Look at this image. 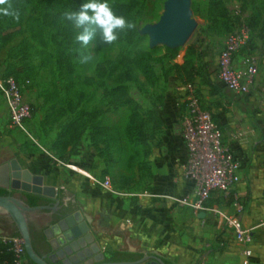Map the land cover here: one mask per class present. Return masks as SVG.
<instances>
[{"label": "crops", "instance_id": "obj_1", "mask_svg": "<svg viewBox=\"0 0 264 264\" xmlns=\"http://www.w3.org/2000/svg\"><path fill=\"white\" fill-rule=\"evenodd\" d=\"M223 41L224 35H217ZM238 52L235 61L242 60ZM205 55V52H203ZM262 57V56H261ZM251 91L229 89L207 58L193 72L175 68L173 78L156 85L155 103L162 120L146 143V151L128 168V184L114 185L129 194L119 195L95 184L89 175L105 176L107 164L93 149L80 144L63 165L42 150L26 154L17 129H12L9 109L0 93V164L16 158L33 173L43 174L56 187L61 204L80 209L92 221L96 242L111 258L118 253L132 259L157 252L172 264H246L244 248L253 249L248 264H264V59ZM184 56L173 64H183ZM217 66V67H216ZM198 95L223 131L224 142L242 163V181L227 192H213L205 213L196 214L172 196L190 193L192 178L185 175L187 150L182 119L188 97ZM55 153V152H54ZM56 154V153H55ZM57 155V154H56ZM146 192L155 193L154 196ZM238 216L250 230L251 241H237L227 217ZM4 230H0L2 234ZM39 250V249H38ZM39 251H46L41 249Z\"/></svg>", "mask_w": 264, "mask_h": 264}, {"label": "rangeland", "instance_id": "obj_2", "mask_svg": "<svg viewBox=\"0 0 264 264\" xmlns=\"http://www.w3.org/2000/svg\"><path fill=\"white\" fill-rule=\"evenodd\" d=\"M165 1L146 0L137 14L129 13L127 21L135 17V27L142 35L140 39L136 40L129 29H125L121 42L92 41L84 48L69 43L60 33L67 26L64 14H61L62 7L49 0H25L19 16L20 30L0 51V72L30 79L25 99L32 105L34 113L27 122V129L18 130L23 152L30 154L45 148L56 153L53 147L59 132L81 110L79 121L73 124L65 139L59 141L60 148L73 145L74 152L81 143L85 144L105 160L106 172L115 183L128 184L131 179L126 170L128 158L138 152L139 159L143 145H134L126 137L132 105L122 102L129 96L141 110L148 112L155 103L158 81L173 78L175 73L171 49L176 47L165 43L152 44L149 33L143 32L145 25L159 20ZM208 1L191 0L192 16L197 25L186 43L177 46L178 56L192 60L191 72L206 57L214 73V60L218 59L223 47V41L207 28L210 23L207 19ZM224 3L235 27L248 25L251 30L249 45L241 55L253 52L264 59V0H224ZM39 32H42V39L38 38ZM141 48H152L157 56L152 61L158 78L154 83L135 68ZM42 50L45 53H41ZM75 52L79 53L77 57ZM82 53L90 54L93 59L81 63ZM128 66L137 72L136 80L121 79ZM94 131L97 141L93 140ZM0 230H4L1 224Z\"/></svg>", "mask_w": 264, "mask_h": 264}, {"label": "built area", "instance_id": "obj_3", "mask_svg": "<svg viewBox=\"0 0 264 264\" xmlns=\"http://www.w3.org/2000/svg\"><path fill=\"white\" fill-rule=\"evenodd\" d=\"M251 30L248 25L234 27L226 34L224 45L219 52L217 65L220 80L232 91L246 94L256 80L260 56L251 52L242 56L240 63L235 61L236 54L249 45ZM29 78H16L13 74L0 72V93L9 109L10 125L17 130H26L27 122L33 117V107L25 99V89ZM182 136L187 150L185 175L194 181L193 190L182 196H172L182 205L190 206L196 214L206 209V201L213 192H227L242 181V163L229 145L224 142L223 131L214 119L213 113L203 106L198 95L188 97L187 109L182 119ZM50 156L57 162L72 167L54 152ZM93 182L103 189L119 195L129 194L119 190L110 175H89ZM150 196L155 193L146 192ZM234 229L237 241L249 243L250 230L238 216L227 217ZM0 241L10 243L15 252L13 264H27L24 239L21 235L0 234ZM244 263H249L253 255L252 247L244 248ZM0 264H7L0 262Z\"/></svg>", "mask_w": 264, "mask_h": 264}, {"label": "water", "instance_id": "obj_4", "mask_svg": "<svg viewBox=\"0 0 264 264\" xmlns=\"http://www.w3.org/2000/svg\"><path fill=\"white\" fill-rule=\"evenodd\" d=\"M196 25L191 0H166L159 20L145 25L143 32L149 33L152 44L177 47L186 43ZM0 188L7 190V194L0 195V218L9 221V226L1 225L2 234L17 231L24 239L27 256L36 264H167L157 252L110 260L95 240L90 217L80 209L64 207L56 187L48 184L43 174L23 167L16 158L0 164ZM29 194L47 202L31 205L27 201ZM33 218L43 228L45 252L35 246Z\"/></svg>", "mask_w": 264, "mask_h": 264}, {"label": "trees", "instance_id": "obj_5", "mask_svg": "<svg viewBox=\"0 0 264 264\" xmlns=\"http://www.w3.org/2000/svg\"><path fill=\"white\" fill-rule=\"evenodd\" d=\"M53 4L58 7H62L61 14H64L68 11H78L80 6L86 2V0H49ZM25 0H8V3L11 5L10 11L18 14L23 12ZM109 3L112 11L118 15L123 16L126 20L128 19V15L130 12H134L137 14L146 4V0H107ZM8 6V5H7ZM5 6V7H7ZM135 17L132 16L130 19L131 23H134ZM207 19L210 22L208 24V30H210L213 34L216 35H226L230 31L233 30L235 27V23L229 19L228 17V10L224 3V0H209L208 7H207ZM67 26L60 31V33L64 36V38L69 42L74 44L75 46H82L79 43L74 41V37L76 31L71 22L67 21ZM135 24V23H134ZM20 30L19 19L16 18V15H4L0 13V51L1 49L6 46L10 40L15 36L17 32ZM129 33L136 38V40L140 39L142 35L139 33L138 29L135 27L133 29H129ZM118 42L122 41V31H117ZM38 38L42 39L43 35L42 32H39ZM138 38V39H137ZM95 43H102L97 35L96 39L93 40ZM190 48H196V46H191ZM171 57L174 58L178 54V48H172ZM41 53H45L43 50ZM78 52H75L74 56H78ZM188 54V53H187ZM157 56L153 53L152 48H141L139 50V56L136 62V69L139 70L143 77L147 80H150L151 83L158 81L157 74L155 73L152 65V61L156 59ZM173 67L177 68L178 70H183L187 73H190L193 68V63L190 58H186L183 64L175 63ZM5 74H13V73H5ZM16 78H29L27 76H19L13 74ZM122 80H136L137 79V72L134 71L132 66L126 67V70L122 74ZM122 104L132 105V110L129 113V122L126 129V137L129 142L134 145L142 144L143 151L141 155L146 151V143L148 139L154 134L156 129H159L162 126V120L159 116L158 111L156 108H151L148 112L141 110L138 103L132 99L131 97L125 98ZM79 110L77 113V117H75L71 122H67L61 131L59 132V137L57 142L55 143L53 149L56 151L58 157L62 160H68L73 153V145L69 147L60 148L59 141L64 140L66 134L71 131L72 126L74 123L79 121ZM34 113V110H33ZM148 124L150 126L148 127ZM96 126H94L95 129ZM95 133V134H94ZM79 134V132H78ZM77 134V136H78ZM96 132H93V140H96ZM138 158V152L132 154L127 161V168H131L133 164L136 162ZM7 194V190L0 188V195ZM28 203L31 205L39 204L45 202L38 196L29 194L28 195ZM32 234L35 233L33 227H31ZM15 235H19L16 231ZM35 243V240H34ZM36 246V243H35ZM27 257V264H36L33 262L26 254ZM15 259V252L12 248L10 243L1 242L0 241V262H4L7 264H13ZM117 259H127L123 258L120 254H114L110 260H117ZM167 264H172L171 262L167 261Z\"/></svg>", "mask_w": 264, "mask_h": 264}, {"label": "clouds", "instance_id": "obj_6", "mask_svg": "<svg viewBox=\"0 0 264 264\" xmlns=\"http://www.w3.org/2000/svg\"><path fill=\"white\" fill-rule=\"evenodd\" d=\"M8 5L7 7H2ZM8 0H0V13L4 15L18 14L10 11ZM64 18L71 22L76 31L74 41L84 48L96 39L99 34L102 43L111 44L118 39L117 31L135 28V24L128 22L123 16L116 15L107 0H86L78 11L64 13ZM93 59L90 54H81L80 62L88 63Z\"/></svg>", "mask_w": 264, "mask_h": 264}, {"label": "flooded vegetation", "instance_id": "obj_7", "mask_svg": "<svg viewBox=\"0 0 264 264\" xmlns=\"http://www.w3.org/2000/svg\"><path fill=\"white\" fill-rule=\"evenodd\" d=\"M45 202H47V201H45ZM45 202H43V203H45ZM0 224L2 226H9V221L7 220V218L1 217L0 218ZM31 227H33V230L35 231V233L33 234V238L35 240L37 249H39V250L45 249L46 245H45L44 236H43V228H42L39 220L36 218H33L31 220Z\"/></svg>", "mask_w": 264, "mask_h": 264}]
</instances>
